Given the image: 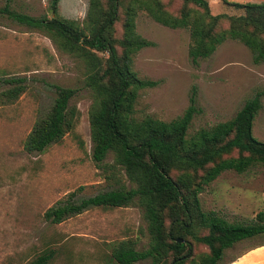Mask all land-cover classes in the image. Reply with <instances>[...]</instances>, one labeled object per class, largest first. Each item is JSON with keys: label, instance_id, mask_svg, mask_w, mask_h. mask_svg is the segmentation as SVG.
Returning a JSON list of instances; mask_svg holds the SVG:
<instances>
[{"label": "rangeland", "instance_id": "rangeland-1", "mask_svg": "<svg viewBox=\"0 0 264 264\" xmlns=\"http://www.w3.org/2000/svg\"><path fill=\"white\" fill-rule=\"evenodd\" d=\"M50 0H8L16 13L51 18ZM211 16H221L217 28L228 27V17L241 10L233 3L264 4V0H203ZM6 0H0V8ZM163 10L178 15L184 6L192 15L200 9L181 0H160ZM86 0H58L56 15L81 23ZM122 15L114 25V39L122 36ZM135 32L150 46L132 58L131 70L139 80L156 85L137 92L132 117L168 122L178 117L196 89L195 109L187 135L232 118L244 101L264 93V63L253 65L247 48L227 39L206 59L191 62L187 54L189 31L170 29L144 12L135 18ZM106 57L105 54H100ZM22 79L23 93L13 103L0 105V264H28L51 250L47 264H116L110 256L115 243L132 241L140 251L147 242L141 209L93 208L58 225L43 218L44 211L75 193L74 200L108 189V172L91 159L87 112L91 91L84 84L82 64L58 50L43 34L18 26L0 16V79ZM54 86L74 89L69 100L75 109L73 128L42 153H27L23 141L35 120L48 110ZM10 86H3L0 91ZM251 124V135L264 143V95ZM109 153L104 162L110 163ZM120 172V171H118ZM117 178L131 187L122 173ZM202 212L227 221L250 222L264 212V166L237 174L220 173L197 194ZM195 252L205 248L196 245ZM134 264H149L140 261ZM219 264H264V237L240 241L223 252Z\"/></svg>", "mask_w": 264, "mask_h": 264}, {"label": "trees", "instance_id": "trees-1", "mask_svg": "<svg viewBox=\"0 0 264 264\" xmlns=\"http://www.w3.org/2000/svg\"><path fill=\"white\" fill-rule=\"evenodd\" d=\"M57 1H49L51 18L16 13L8 0L0 8V16L43 34L56 50L82 64L84 84L92 97L87 112L91 159L97 169L108 172L104 180L110 184L108 189L79 200L70 193L47 208L43 218L58 225L93 208L141 209L146 224L145 248L135 251L129 240L115 243L110 256L116 264H219L223 252L235 243L264 237V212L247 223L227 221L212 212H202L197 199L202 188L224 171L240 174L264 166V143L251 135L264 93L246 99L229 120L187 135L197 113L195 87L178 117L168 122L150 117L136 120L132 107L137 92L156 83L137 79L131 70L133 56L150 46L135 32L138 12L164 27L188 29L191 62L208 58L230 39L248 49L253 65L264 63V4L233 3L242 13L228 17V27L218 29L221 16L209 15L203 0H181L200 9L198 15H192L185 4L178 15L169 14L160 0H86L81 23L58 17ZM119 14L122 36L115 40ZM22 82L20 78L0 79V89L10 86L0 91L1 106L19 98L25 89ZM54 90L48 110L35 120L23 141L27 153H42L73 128L75 109L69 100L76 91L60 86ZM109 153L112 161L106 163ZM118 171L131 187L124 188L116 176ZM196 245L205 251L195 252ZM51 257L52 251L47 250L28 264H47Z\"/></svg>", "mask_w": 264, "mask_h": 264}, {"label": "water", "instance_id": "water-1", "mask_svg": "<svg viewBox=\"0 0 264 264\" xmlns=\"http://www.w3.org/2000/svg\"><path fill=\"white\" fill-rule=\"evenodd\" d=\"M176 242H181V239H176Z\"/></svg>", "mask_w": 264, "mask_h": 264}]
</instances>
